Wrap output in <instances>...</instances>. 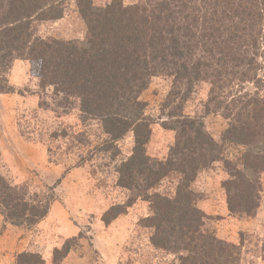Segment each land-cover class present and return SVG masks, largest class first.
Instances as JSON below:
<instances>
[{
  "label": "trees",
  "instance_id": "1",
  "mask_svg": "<svg viewBox=\"0 0 264 264\" xmlns=\"http://www.w3.org/2000/svg\"><path fill=\"white\" fill-rule=\"evenodd\" d=\"M0 1V74L15 59L38 62L41 86L52 85L65 101L57 104L71 107L72 99H78L80 120L100 122L109 137L106 150L134 133L132 153L116 168L117 186L130 197L113 204L104 223L127 215L137 200H144L149 212L139 218L137 228L147 230L156 248L175 253L181 264H241L239 246L205 230L206 215L197 205L193 183L201 170L221 161L230 212L252 213L260 205L264 0H111L103 5L75 0L88 28L85 44L43 38L34 27L37 20L62 17L71 0ZM157 75L173 79L163 105L171 107L166 124L177 137L165 160L149 153L155 123L141 100ZM199 85L206 87L207 97L203 112L191 116L186 103ZM215 113L228 120L221 141L205 128L204 118ZM227 142L241 150L235 158L225 156ZM170 176L178 179L174 192H160L158 186ZM48 209L49 203L32 202L0 173V213L7 220L34 225ZM72 242L54 250L53 264H62ZM17 259L18 264H45L38 253H21Z\"/></svg>",
  "mask_w": 264,
  "mask_h": 264
},
{
  "label": "rangeland",
  "instance_id": "2",
  "mask_svg": "<svg viewBox=\"0 0 264 264\" xmlns=\"http://www.w3.org/2000/svg\"><path fill=\"white\" fill-rule=\"evenodd\" d=\"M94 1L103 5L111 0ZM34 27L43 38L87 42L88 28L75 0L68 2L62 17L37 20ZM38 72V62L15 59L9 71L0 74V173L26 191L32 202L49 203V209L34 225H15L0 213V264H18L19 254L25 252L38 253L45 264H53L54 250L69 240L73 249L62 264H181L179 256L156 248L147 230L137 228L139 218L149 212L148 202L137 200L127 215L109 225L102 219L113 204L129 200V192L117 186L116 168L132 153L134 133L110 143L106 150L109 137L100 122L80 120L78 99H72L71 107L57 104L65 101L52 85L41 86ZM172 87V77L157 75L141 94L145 115L155 123L154 139L147 148L159 160L170 154L177 137L176 130L166 124L171 107L163 105ZM205 89L204 85L195 88L186 113L203 112ZM204 123L209 134L221 141L228 120L215 113ZM224 150L228 158L241 152L229 142ZM224 174L223 163L217 161L201 170L193 183L197 205L206 215L204 228L223 242L239 246L241 264H264V189L255 211L230 212L222 187ZM177 182L176 176L167 177L157 189L172 194Z\"/></svg>",
  "mask_w": 264,
  "mask_h": 264
}]
</instances>
